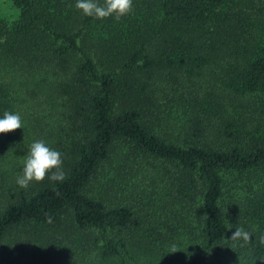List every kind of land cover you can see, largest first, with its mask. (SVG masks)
<instances>
[{"label":"trees","instance_id":"trees-1","mask_svg":"<svg viewBox=\"0 0 264 264\" xmlns=\"http://www.w3.org/2000/svg\"><path fill=\"white\" fill-rule=\"evenodd\" d=\"M75 3L0 11V264H264V0ZM37 140L65 179L22 189Z\"/></svg>","mask_w":264,"mask_h":264},{"label":"clouds","instance_id":"clouds-1","mask_svg":"<svg viewBox=\"0 0 264 264\" xmlns=\"http://www.w3.org/2000/svg\"><path fill=\"white\" fill-rule=\"evenodd\" d=\"M75 8L84 16L93 17L98 20L113 18L119 21L133 10V0H76ZM22 128L21 116L19 113L4 112L0 118V134L14 132ZM62 154L50 148L45 141L37 140L29 146L27 155L23 158V168L17 177L16 183L22 189H27L32 182H42L47 177L52 182H62L65 173L62 170ZM50 174V175H49ZM251 234L243 227L237 228L231 239L248 242ZM264 244V236L260 238ZM177 252L172 248V253Z\"/></svg>","mask_w":264,"mask_h":264},{"label":"rangeland","instance_id":"rangeland-1","mask_svg":"<svg viewBox=\"0 0 264 264\" xmlns=\"http://www.w3.org/2000/svg\"><path fill=\"white\" fill-rule=\"evenodd\" d=\"M9 0H0V11L3 12L2 14L6 17H12L13 10L10 9V5H8Z\"/></svg>","mask_w":264,"mask_h":264}]
</instances>
